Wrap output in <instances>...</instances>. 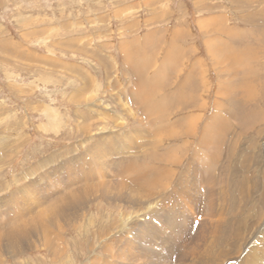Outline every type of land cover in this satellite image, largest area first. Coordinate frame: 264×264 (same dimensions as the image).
<instances>
[{
    "label": "rangeland",
    "instance_id": "rangeland-1",
    "mask_svg": "<svg viewBox=\"0 0 264 264\" xmlns=\"http://www.w3.org/2000/svg\"><path fill=\"white\" fill-rule=\"evenodd\" d=\"M0 264H264V0H0Z\"/></svg>",
    "mask_w": 264,
    "mask_h": 264
},
{
    "label": "bare ground",
    "instance_id": "bare-ground-1",
    "mask_svg": "<svg viewBox=\"0 0 264 264\" xmlns=\"http://www.w3.org/2000/svg\"><path fill=\"white\" fill-rule=\"evenodd\" d=\"M251 57V56H250ZM231 59V58H230ZM193 116V115H192ZM220 139H222V136H221V138ZM223 140V139H222ZM144 176V175H143ZM141 177V176H140ZM154 177V176H153ZM140 179V178H139ZM155 182H156V180H154V178L153 179H150V182L149 181H147V185L148 186H152V185H154L155 184ZM149 183V184H148ZM158 183V182H157ZM156 183V184H157ZM54 215V214H53ZM56 215V214H55ZM55 219V218H54ZM174 256V255H173ZM253 260V259H252ZM256 261V260H255ZM258 262H260L259 260H257Z\"/></svg>",
    "mask_w": 264,
    "mask_h": 264
}]
</instances>
